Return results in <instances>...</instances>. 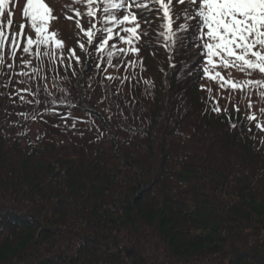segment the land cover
I'll list each match as a JSON object with an SVG mask.
<instances>
[{"label":"trees","instance_id":"16d2710c","mask_svg":"<svg viewBox=\"0 0 264 264\" xmlns=\"http://www.w3.org/2000/svg\"><path fill=\"white\" fill-rule=\"evenodd\" d=\"M25 2H9L13 31ZM45 2L66 49L83 59L74 20L65 18L70 0ZM141 56L146 70L137 67L130 83L103 72L90 80L94 68L62 83L71 94L55 106L58 116L25 120L18 113L31 115L32 105L0 95V264H264V133L245 118L250 99L264 123V98L186 76L200 68L197 59L177 55L184 67L174 73L163 48ZM107 74L122 77L124 69ZM14 87L25 85L13 80L0 93ZM229 116L240 127L231 128Z\"/></svg>","mask_w":264,"mask_h":264},{"label":"snow or ice","instance_id":"6c2138e0","mask_svg":"<svg viewBox=\"0 0 264 264\" xmlns=\"http://www.w3.org/2000/svg\"><path fill=\"white\" fill-rule=\"evenodd\" d=\"M9 2L0 0V77H7L0 86L8 88L15 80L25 87H14L0 95H7L13 103L16 97L20 105H32L31 115L18 113L25 120H43L44 113L60 115L55 106L67 104L66 97L71 94L60 85L87 74L90 68L96 70L90 80L101 72L105 80L112 82L136 80L135 69L139 67L141 73L146 70L141 52L153 45L164 49L166 62L174 73L184 67L176 61L177 55L188 56L189 60L201 63L196 73L189 69L186 76L213 82L221 91L239 92L243 97H251L255 92L264 98V0H70L72 7L68 11L72 14L65 18L74 20L76 45L83 59L76 48L66 49L58 30H54L58 17L45 0H26L21 10L24 22L19 24L18 31L12 30L14 12L9 9ZM177 5L183 7L178 10ZM146 13L154 18L148 19ZM152 54L155 55L154 48ZM59 68H63V76L59 75ZM109 68L116 71L123 68L124 75H109ZM232 69L246 78L232 79ZM222 70L228 75L222 74ZM49 72L55 92L48 86ZM256 73L260 78H248ZM143 83L154 86L149 79H143ZM200 89L212 91L203 84ZM56 92L64 98L57 97ZM210 99L211 111L220 114L218 101L211 96ZM41 103L46 107L37 111ZM252 106L249 99V114L245 118L249 125L254 123L255 129L264 133V123L257 122V115L250 112ZM233 107L240 112L238 106ZM260 115L264 116V108L260 109ZM70 118L61 116L65 122ZM77 119H73L70 127H76ZM228 120L233 129L242 123L232 122L231 116ZM11 123L15 125L18 121ZM248 130L251 132L252 128Z\"/></svg>","mask_w":264,"mask_h":264}]
</instances>
